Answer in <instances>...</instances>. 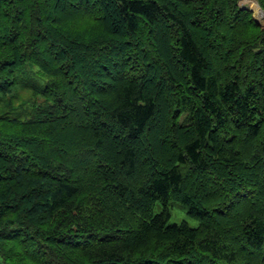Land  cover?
<instances>
[{
    "label": "clouds",
    "instance_id": "clouds-1",
    "mask_svg": "<svg viewBox=\"0 0 264 264\" xmlns=\"http://www.w3.org/2000/svg\"><path fill=\"white\" fill-rule=\"evenodd\" d=\"M115 3L122 6L123 0ZM154 4L159 10L155 19L137 14V29L126 30L125 20V29L118 32L111 23L113 6L109 0H61L59 5L57 0L0 2V30L15 27L21 32L14 43L0 39V61H16L10 70H0V84L4 85L0 88V145L7 147L9 157H27L24 166L31 171L45 170L58 177L54 181L27 174L25 180L21 174L22 186H17L16 181L0 182V193L4 194L0 196V209L8 204L19 205L15 211L0 214V264H107L109 257L118 259L119 264H141L146 255L168 264L180 258L178 242L183 243L186 234L166 225L175 223L177 229L182 228V218L189 229L196 230V241L211 230L206 229L208 223L222 233L233 230L231 234L239 236L242 227L251 222L249 218L264 210V175L249 178L240 170L241 164L251 162L256 146L264 141V127L247 151L238 142L229 145L232 153L223 155L231 164L222 187L214 183V175L193 177L186 181L181 193L169 196L167 205L163 198L143 207L136 203L147 173L134 179L112 160L80 162L81 153L100 152L102 145L99 138L82 143L81 135L92 133L73 134L77 126L84 129L93 121L108 122L124 108L144 105L147 96L142 86L154 74L150 66L159 68V75H166L169 60L177 49H182L178 41L184 38L185 31L206 35L200 28H193L192 21L207 18L219 7L215 0H195L187 5L181 0H154ZM17 8L26 9L22 28L13 24ZM5 12L11 15L5 17ZM226 17H221L222 24L214 22L213 12V19L206 25L213 30L209 39L225 44L219 56L210 49L204 53L205 61L210 60L214 66L206 75L216 77L219 73L224 77L221 85L232 75L224 69L237 65L241 54L251 49L264 56V29L246 30L242 22ZM37 31L45 38L37 36ZM217 34L226 39L221 41ZM119 48H123L117 58L122 64V76L113 79L115 73L110 76L97 66L103 64L106 68L108 54ZM228 49L235 51L224 59ZM185 75L191 79L190 73ZM27 80L35 87L26 86ZM49 85L53 89L46 92ZM64 98L73 102L67 111L58 103ZM72 107L77 111L73 112ZM113 146L123 154V146L117 142ZM183 150V143H179L177 154ZM236 152L241 154L234 156ZM0 165V174L5 176L11 175L6 169L19 167L2 157ZM177 165L187 175V168L178 159L174 158L167 167ZM227 172L233 175L229 177ZM121 182L128 189L123 197L114 192V186ZM241 182L256 193L255 199L245 202L235 196L236 184ZM39 185H50L53 191L47 196L48 207L34 210L36 201L22 197ZM58 188L75 191L53 207ZM177 207L182 210L174 211ZM217 209L225 215L218 214ZM169 213H173L171 217ZM12 229L22 231L13 234V239H5ZM188 248L196 249L195 243ZM218 264H264V250L238 252L231 262L218 259Z\"/></svg>",
    "mask_w": 264,
    "mask_h": 264
},
{
    "label": "trees",
    "instance_id": "trees-1",
    "mask_svg": "<svg viewBox=\"0 0 264 264\" xmlns=\"http://www.w3.org/2000/svg\"><path fill=\"white\" fill-rule=\"evenodd\" d=\"M257 1L264 8V0ZM0 2L12 4L17 0H0ZM18 2L23 3L24 0H18ZM60 2L61 0H57L58 5ZM181 2L187 5L194 3L195 0H181ZM203 2L207 3V0ZM109 3L113 6L111 23L118 32L125 29V20L127 21L126 30H135L139 19L137 14L155 19V13L159 11L155 7L154 0H123L122 6L116 4L115 0H109ZM215 3L219 5L218 9L210 11L207 18L198 17L192 21L193 28H200V31L206 35L201 36L198 32L185 31L184 38L178 41L182 44V49H177V54L169 60V72L166 75H159L160 69H153L150 66L149 70L154 74L142 86V91L147 96L144 105L124 108L108 122L93 121L84 129L77 126L73 133L90 131L91 135H81V142L92 143L99 138L98 142L102 145L100 152L81 153L79 157L81 163L96 161L97 158L112 160L127 177L134 179H139L147 173L145 184L138 189L140 198L136 201L142 207L159 198H163V203L167 205L169 196L181 193L186 186V181L193 177L199 179L214 175V183L222 187L225 171L231 164V160L223 155L226 152L232 153L229 145L238 142L247 151L248 146L259 136L261 127H264V56L260 52L252 53L251 49L241 54L236 62L238 66L233 64L224 69L232 75L230 79H225L222 85L220 79L224 77L219 73L216 77L206 75L214 66L210 60L206 62L204 58V53L209 49L219 56L225 48L224 43L209 39L213 35V30L206 25L208 20L213 19V12H215L214 22L218 21L222 24L224 20L221 17L227 16L226 18L230 17L238 23L242 22L246 30L253 27L264 29V27L256 23L247 6L239 5H245L240 0H215ZM25 12L26 9H15L14 25L20 24L21 28L24 27L22 20ZM3 15L8 17L11 13L5 12ZM202 25L205 26L201 27ZM20 34L21 32L15 27L3 28L0 30V39L14 43ZM36 35L45 38L39 31ZM218 38L221 41L226 39L219 35ZM261 43L264 44V41ZM234 51V49H228L224 52V59L231 57ZM122 52L123 48L113 49L105 61L107 67L105 68L103 64L97 67L110 76L115 73L113 79L120 78L122 64L117 58ZM127 62V60L123 61L124 64ZM15 63V60L0 61V67H3L0 70H10ZM185 73H190V80ZM157 77H159L158 82L154 84ZM25 85L35 87L34 82L30 80L25 81ZM3 86L0 84V88ZM52 89L53 85H49L45 91L49 92ZM58 103L63 110L67 111L73 102L66 101L64 98ZM72 111H77L76 107H72ZM114 131L119 134L113 135ZM113 142L123 146L122 155L116 152ZM179 143H183L184 150L177 154L176 149ZM7 153V147L0 145V157L6 162L15 161L19 167L6 169L5 171L10 172L11 175L0 174V182L16 181L17 186H22L24 181L19 179L21 174H24L25 180L27 174H31L40 176L42 179L58 181V177L51 175L48 171H31L25 167L27 157H9ZM240 154L236 152L234 156ZM174 158L187 168V175L179 170V165L167 167ZM32 167L35 168V165ZM232 167L235 168L236 165ZM240 170L249 178L264 175V141H260L256 146L251 162L241 164ZM227 175L230 177L233 173L227 172ZM236 189L238 190H235V196L245 202L256 197V193L251 188H246L243 182L236 184ZM52 191L50 185H39L32 188L22 199L35 200L34 210L39 207L47 208V196L52 194ZM74 191L75 189L64 191L58 188L55 191L53 207L63 203ZM127 191L124 182L114 186V192L121 197ZM2 195L4 194L0 193V196ZM187 201L188 197L185 196L184 203ZM17 207L19 205H4L0 209V214L9 210L15 211ZM216 211L220 215H225L219 209ZM249 219L251 222L242 227L239 236L232 235L233 230L222 233L213 229L212 224L208 223L206 229L211 230L198 241L195 240L196 230L189 229L186 222H181L184 226L179 229L175 223L166 225V228L176 229L186 234L184 242H178L180 258L169 260L168 264H218V259L231 262L238 252L255 250L259 253L264 250V210L255 218ZM21 231V229H12L11 233L4 238L13 239L15 238L13 234ZM193 243L199 251L188 248ZM107 264H119V260L109 257ZM141 264H160V262L146 255Z\"/></svg>",
    "mask_w": 264,
    "mask_h": 264
},
{
    "label": "rangeland",
    "instance_id": "rangeland-1",
    "mask_svg": "<svg viewBox=\"0 0 264 264\" xmlns=\"http://www.w3.org/2000/svg\"><path fill=\"white\" fill-rule=\"evenodd\" d=\"M241 3H244L245 5H241L240 6H247V8L251 9V12L253 14V17H255L262 25H264V16L262 17V19H258L256 12H255V2L258 5L259 8H261L264 12V8L260 5V3L257 0H240ZM182 209H180L179 207H177L174 211H180ZM173 213H170V217ZM181 219V222H183V219ZM185 222V221H184Z\"/></svg>",
    "mask_w": 264,
    "mask_h": 264
},
{
    "label": "bare ground",
    "instance_id": "bare-ground-1",
    "mask_svg": "<svg viewBox=\"0 0 264 264\" xmlns=\"http://www.w3.org/2000/svg\"><path fill=\"white\" fill-rule=\"evenodd\" d=\"M255 9H256L255 12H256L257 18L262 19V17L264 16V12L258 7L256 2H255Z\"/></svg>",
    "mask_w": 264,
    "mask_h": 264
},
{
    "label": "water",
    "instance_id": "water-1",
    "mask_svg": "<svg viewBox=\"0 0 264 264\" xmlns=\"http://www.w3.org/2000/svg\"><path fill=\"white\" fill-rule=\"evenodd\" d=\"M261 9V8H260ZM249 10H251V9H249ZM262 10V9H261ZM263 11V10H262ZM254 19H255V21H256V23L257 24H259L261 27H262V24L254 17Z\"/></svg>",
    "mask_w": 264,
    "mask_h": 264
},
{
    "label": "snow or ice",
    "instance_id": "snow-or-ice-1",
    "mask_svg": "<svg viewBox=\"0 0 264 264\" xmlns=\"http://www.w3.org/2000/svg\"><path fill=\"white\" fill-rule=\"evenodd\" d=\"M262 27H264V25H262Z\"/></svg>",
    "mask_w": 264,
    "mask_h": 264
},
{
    "label": "crops",
    "instance_id": "crops-1",
    "mask_svg": "<svg viewBox=\"0 0 264 264\" xmlns=\"http://www.w3.org/2000/svg\"><path fill=\"white\" fill-rule=\"evenodd\" d=\"M246 7V6H245ZM247 8V7H246ZM249 9V8H248Z\"/></svg>",
    "mask_w": 264,
    "mask_h": 264
}]
</instances>
